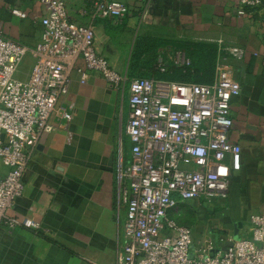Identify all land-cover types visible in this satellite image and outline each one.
<instances>
[{
  "label": "crops",
  "instance_id": "1",
  "mask_svg": "<svg viewBox=\"0 0 264 264\" xmlns=\"http://www.w3.org/2000/svg\"><path fill=\"white\" fill-rule=\"evenodd\" d=\"M73 21L93 25L99 51L127 73L138 35L215 43L246 50L244 60L230 58L242 84L232 101L231 140L243 152L240 171L233 173L227 200L193 199L173 217L194 228V246L225 247L222 239L252 238V214L264 213V6L238 14L240 0H116L129 13L116 19H92L80 10L91 0H66ZM12 0H0L4 34L29 47L36 45L43 14L34 0L21 4L28 17L11 11ZM163 53L169 55L172 49ZM31 58V68L33 58ZM76 61L69 94L50 119L54 129L38 143L24 174L25 192L9 214L37 228L0 226V264H112L122 246L127 206L119 198L118 157L121 142L130 158L127 134L129 88L115 89L101 74L81 82ZM27 75L25 78H27ZM73 115L68 120L63 112ZM7 169L0 165V179Z\"/></svg>",
  "mask_w": 264,
  "mask_h": 264
},
{
  "label": "built area",
  "instance_id": "2",
  "mask_svg": "<svg viewBox=\"0 0 264 264\" xmlns=\"http://www.w3.org/2000/svg\"><path fill=\"white\" fill-rule=\"evenodd\" d=\"M12 1L11 13L27 18L21 7L26 0ZM34 1L43 9L35 18L42 25L35 46L8 38L0 24V165L7 169L0 179V226H38L9 210L25 192L24 174L42 136L54 129L51 116L69 94L71 72L82 58V83L97 72L115 89L129 88L130 158L122 142L118 157V192L127 216L112 264H264V213L251 215V239H222L227 249L217 251L211 244L194 249V228L173 217L193 199L214 203L229 198L233 173L243 164L242 148L230 137L232 101L242 91L230 58L244 60L246 50L216 41L219 54L212 84L155 77L130 80L99 51L94 26L72 20L66 0ZM91 1L80 12L92 19L122 23L129 13L122 1ZM240 5L238 14L246 15L263 7L264 0H240ZM29 55L34 60L31 72L20 78ZM168 58L176 66L191 64L183 50ZM165 66L161 57L160 71ZM63 115L73 118L67 111Z\"/></svg>",
  "mask_w": 264,
  "mask_h": 264
},
{
  "label": "trees",
  "instance_id": "3",
  "mask_svg": "<svg viewBox=\"0 0 264 264\" xmlns=\"http://www.w3.org/2000/svg\"><path fill=\"white\" fill-rule=\"evenodd\" d=\"M173 46V51L183 50L191 59L189 66H176L167 55L161 54L162 47ZM218 45L203 41L166 39L152 35H138L127 71L130 80L136 78H158L168 81L212 84L216 75ZM163 57L165 71H160Z\"/></svg>",
  "mask_w": 264,
  "mask_h": 264
},
{
  "label": "rangeland",
  "instance_id": "4",
  "mask_svg": "<svg viewBox=\"0 0 264 264\" xmlns=\"http://www.w3.org/2000/svg\"><path fill=\"white\" fill-rule=\"evenodd\" d=\"M173 46H166V47H162L161 54L163 53H168L167 51H169L170 49H172ZM31 58H26L25 61L23 62L21 69L18 73V76L20 78H25V76L28 74V72L30 71V67H31ZM28 77V75H27ZM235 240H237L236 238H234Z\"/></svg>",
  "mask_w": 264,
  "mask_h": 264
},
{
  "label": "water",
  "instance_id": "5",
  "mask_svg": "<svg viewBox=\"0 0 264 264\" xmlns=\"http://www.w3.org/2000/svg\"><path fill=\"white\" fill-rule=\"evenodd\" d=\"M227 249V247L225 246V247H223V250H226Z\"/></svg>",
  "mask_w": 264,
  "mask_h": 264
}]
</instances>
